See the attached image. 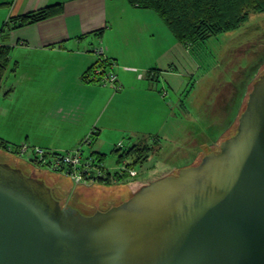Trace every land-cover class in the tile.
<instances>
[{"label": "water", "instance_id": "1", "mask_svg": "<svg viewBox=\"0 0 264 264\" xmlns=\"http://www.w3.org/2000/svg\"><path fill=\"white\" fill-rule=\"evenodd\" d=\"M252 81L219 152L90 214L0 159V264H264V67Z\"/></svg>", "mask_w": 264, "mask_h": 264}, {"label": "crops", "instance_id": "2", "mask_svg": "<svg viewBox=\"0 0 264 264\" xmlns=\"http://www.w3.org/2000/svg\"><path fill=\"white\" fill-rule=\"evenodd\" d=\"M59 3L64 4L61 15L7 31L0 38V45L11 48L10 65L0 84V156L4 159L13 157L5 150L8 145L26 142L58 151L90 136L89 147L101 146L88 156L94 151L103 154L108 132L117 134L114 144L130 133L129 147L137 145L139 132L147 130L153 114L162 119L161 127L165 118L170 122L167 97L176 98L171 102L174 106L184 94L186 81L196 76L192 51L162 28L156 13L131 7L127 0H15L0 6V29L13 17ZM97 44L116 65L121 90L86 80L96 63ZM146 52L151 55L144 60Z\"/></svg>", "mask_w": 264, "mask_h": 264}, {"label": "rangeland", "instance_id": "3", "mask_svg": "<svg viewBox=\"0 0 264 264\" xmlns=\"http://www.w3.org/2000/svg\"><path fill=\"white\" fill-rule=\"evenodd\" d=\"M162 28L167 30L163 25ZM136 41L138 40L132 39L131 42L135 43ZM164 43L165 46L168 44L165 37ZM98 45L100 44L95 45V47ZM186 49L192 51L191 55L196 58L197 66L193 69L196 76L191 78L190 81H186L185 92L179 97V101L182 99L181 104L184 108L178 105V99L176 102L178 107H175L176 104L171 106V102L176 101V98L165 96L170 107V122L165 118V121L162 122L164 126L161 127L162 119H160V116L157 117L156 114H153L154 117H152L151 123L146 124L147 130L139 132L137 136L140 139H138V142L145 143L147 141L150 144L157 137L158 142L154 145L148 163L133 167L132 172L128 170L130 177L126 179H115L113 175L119 170L120 165L116 163L118 158L113 151L119 147L120 141L124 143L123 150L131 146L128 140L130 133L122 134L123 138L121 137L120 140L118 138L114 144L112 142L117 134L108 132L105 134L108 140L107 145L103 148L102 153L107 155L104 171L109 169L111 173L112 178L109 182L93 179V181H96L93 185H91L93 181L78 184L70 175L53 172L47 168H41V171L35 172V176L44 179L50 186L57 184L51 179L54 178L55 181L59 182V187L65 190V194L67 193V199L71 200L73 205H76L78 200L82 198L83 203L76 206L84 213L90 214L95 209L96 204L100 205L101 209H106L110 206V201L117 204L118 201H122L124 198L127 199L137 192L140 186L177 172L178 167L188 165L187 162L195 163L204 154L200 151L199 154L192 155L194 149H198L204 142L206 122L214 120L216 114L224 119L227 116L235 124L237 114L240 112L248 91L251 89L252 79H256L258 73L263 71L264 12L252 13L242 28L234 32L214 36L206 43L195 47V51L191 47H186ZM145 54L147 56L144 60L149 59L151 53L146 52ZM112 64L114 70L116 65L113 62ZM216 105L218 107H215ZM163 108L164 114H167L165 105ZM229 131L226 132V136L227 133H230ZM89 138H92V136ZM218 139L221 140V136ZM110 140H112L111 143ZM219 140L213 146L219 144ZM82 141H84V138L81 141L77 140L74 144H69L73 145L71 146L73 148L58 150V152L66 153L81 147L84 154L89 155L94 149H99L101 146L94 143L91 148L88 144H82ZM211 147L212 145L207 146L205 151H208ZM0 159H7L9 163L22 166L23 169H26V172L33 174V166L28 163L26 158L21 159L13 155V157H6L5 159L0 156ZM128 163L132 162L128 161L126 166ZM99 169L102 170V168ZM105 172H103V176ZM124 174L123 172L120 173L122 176ZM103 176L100 173L96 174L94 170L90 172L91 178H104ZM62 201L64 202V199Z\"/></svg>", "mask_w": 264, "mask_h": 264}, {"label": "trees", "instance_id": "4", "mask_svg": "<svg viewBox=\"0 0 264 264\" xmlns=\"http://www.w3.org/2000/svg\"><path fill=\"white\" fill-rule=\"evenodd\" d=\"M14 1L15 0H0V6H10ZM127 2L131 7L148 9L156 13L163 25L170 31L178 43L183 47H191L193 49L206 43L214 36L239 30L245 22L248 21L252 13L264 12V0H127ZM63 11L64 4L59 3L22 16L13 17L2 29H0V38L7 31L16 30L27 25L57 17L61 15ZM10 57L11 48L6 45H0V84L10 65ZM108 62L109 65L112 64L110 60H108ZM95 67L96 64H94L85 75L86 80L89 82L96 81L89 77L91 70ZM249 92L240 112L237 114L236 123L233 124L230 122L231 120H229L227 116L224 119L219 115H213L215 119L206 122L205 136L203 137L204 141L207 138L210 143L214 144L219 140L218 138L220 136L221 140L219 141L222 142L227 139V137L236 133L238 119L240 113L246 107ZM227 131L230 133H227L226 136ZM92 140L93 137L91 138V141ZM157 142V137H155L152 144L145 141V143H138L132 147H127L126 150L116 148L113 151V153L118 156L116 163L120 165L125 161L132 160V163L128 164V168L139 167V165L142 166L148 163L151 159V152L155 147L154 144ZM5 150L7 151V147ZM91 157H95L98 165L102 166L107 155L98 154L94 151ZM121 172L122 171L117 170L113 177L118 180L130 177L129 171L125 172L123 176L120 175ZM103 177L104 178H98V180L109 182L112 178L110 172H107ZM61 202L64 203L63 201Z\"/></svg>", "mask_w": 264, "mask_h": 264}, {"label": "built area", "instance_id": "5", "mask_svg": "<svg viewBox=\"0 0 264 264\" xmlns=\"http://www.w3.org/2000/svg\"><path fill=\"white\" fill-rule=\"evenodd\" d=\"M93 54L96 56V67L91 70L90 79L101 81L104 85H111L116 90H121L122 87L118 84V76L112 69L113 64L109 65V59L104 47L102 45L95 47ZM91 142V138H86L82 144L90 145ZM122 145L123 143L119 142V148H122ZM7 152L21 159L26 158L28 163L33 166L34 172L41 171V168H47L53 172H62L70 175L78 184L93 181L94 178L90 177L92 170L96 174L100 173L101 175L104 172V166H99L95 157L85 155L81 147L70 152L60 153L25 142L16 146L8 145ZM99 168L103 169L100 170ZM120 171H122V168H120Z\"/></svg>", "mask_w": 264, "mask_h": 264}, {"label": "flooded vegetation", "instance_id": "6", "mask_svg": "<svg viewBox=\"0 0 264 264\" xmlns=\"http://www.w3.org/2000/svg\"><path fill=\"white\" fill-rule=\"evenodd\" d=\"M231 122V121H230ZM230 137V136H229ZM226 140V139H225ZM223 142V141H222ZM222 142H220L219 144L217 143L215 146H213L212 144L213 143H210L209 142V140L207 141V142H205L204 144H201L200 145V147L198 148V149H194V153L192 154L193 156H194V154H199L200 153V151H202V152H204V154H202L201 156H200V158L199 159H197L196 161H195V163L193 162V163H186V164H188V165H184L183 167H181V166H179L178 167V169L180 170V169H182V168H184V167H186V166H195L196 164H199L200 163V161H201V159L204 157V156H206V154H209V153H212V152H219V147H220V144L222 143ZM210 145H212V147L208 150V151H205V149H206V147L207 146H210ZM198 150V151H197ZM152 153V152H151ZM128 161H131L132 162V160H128ZM128 161H125L123 164H120V168H122V172L123 173H125V172H127L128 170L131 172V170H133L132 168H128V165L126 166V164H127V162ZM128 164H130V163H128ZM179 170L177 171V172H173V173H170L169 175H173V174H175V175H177V173L179 172ZM25 172H26V169L24 170ZM28 173V172H27ZM33 175H35V172L33 171ZM96 179V181L98 180V177H95L94 178V180ZM96 181H93V182H91V185H93V184H95L96 183ZM50 186V185H49ZM52 189H53V192H54V194L58 197V199H64V203H66V202H70V200H68L67 199V195H64L58 188H57V186H55V185H51L50 186ZM67 199V200H66ZM65 200H66V202H65ZM76 205H78V203L76 204ZM75 205V206H76ZM80 209V208H79ZM81 210V209H80ZM83 212V211H82Z\"/></svg>", "mask_w": 264, "mask_h": 264}]
</instances>
